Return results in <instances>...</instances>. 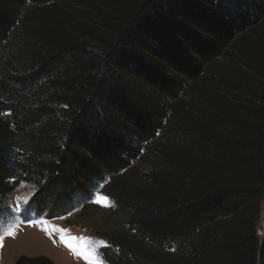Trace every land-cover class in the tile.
<instances>
[{"label":"trees","instance_id":"obj_1","mask_svg":"<svg viewBox=\"0 0 264 264\" xmlns=\"http://www.w3.org/2000/svg\"><path fill=\"white\" fill-rule=\"evenodd\" d=\"M23 181L109 197L108 264H264V0H0V220Z\"/></svg>","mask_w":264,"mask_h":264},{"label":"rangeland","instance_id":"obj_2","mask_svg":"<svg viewBox=\"0 0 264 264\" xmlns=\"http://www.w3.org/2000/svg\"><path fill=\"white\" fill-rule=\"evenodd\" d=\"M88 49L94 58L103 55V47L97 42L90 44ZM142 172L148 171L142 169ZM35 192V185L23 181L14 192L7 196L6 202L14 215L9 219L0 220V236H3V244L0 246V264H15V259L23 254L45 255L51 257L55 264H90L61 241L59 232L49 229L50 235L49 231L44 229L51 225L67 230L65 235L69 238L68 242L78 247L82 241L70 239V237L88 238L85 246L90 250L95 249L102 260L99 251L104 246H101L99 241L106 242L107 246L106 233L124 229L121 217L112 211L114 202L100 190L95 192L90 201H79L77 208L65 217L46 219V217L34 215L33 219L27 221L25 219L31 214V211H28V205ZM98 197H103L104 201L97 203ZM9 230H14L15 235H6ZM258 231L260 234L264 232V202L258 221ZM103 262L108 264L104 260Z\"/></svg>","mask_w":264,"mask_h":264},{"label":"snow or ice","instance_id":"obj_3","mask_svg":"<svg viewBox=\"0 0 264 264\" xmlns=\"http://www.w3.org/2000/svg\"><path fill=\"white\" fill-rule=\"evenodd\" d=\"M104 201L103 197H98L97 199V203H101ZM49 229H51V231H57L59 232L60 235V239L62 242H64L70 249L73 250L74 253L81 255L85 260L89 261L90 264H104L103 260L100 258V256L97 254L95 249H88L85 244H86V240L88 238H76V237H70V239H80L82 241L81 245L78 247L76 245H73L71 243L68 242L69 238H66V233L67 230L65 229H60L57 228L56 226H47L44 230L49 231ZM51 231H49V234L51 235ZM6 235H15L14 230H9ZM101 246H106V242L104 241H99ZM3 244V236H0V246H2Z\"/></svg>","mask_w":264,"mask_h":264},{"label":"crops","instance_id":"obj_4","mask_svg":"<svg viewBox=\"0 0 264 264\" xmlns=\"http://www.w3.org/2000/svg\"><path fill=\"white\" fill-rule=\"evenodd\" d=\"M23 255H25V254H23ZM21 255H19L18 257H20ZM27 256H31V255H27ZM33 256H37V255H33ZM33 256H31V257H33ZM17 257V258H18ZM17 258L15 259V263H16V260H17ZM49 258H51V257H49ZM52 259V258H51Z\"/></svg>","mask_w":264,"mask_h":264}]
</instances>
